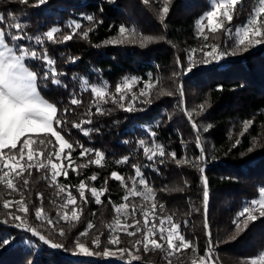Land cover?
<instances>
[{"label": "trees", "instance_id": "16d2710c", "mask_svg": "<svg viewBox=\"0 0 264 264\" xmlns=\"http://www.w3.org/2000/svg\"><path fill=\"white\" fill-rule=\"evenodd\" d=\"M208 4L209 0H168L170 11L162 22L159 13L164 6L163 0H149L147 5L143 0H46L44 5L39 6L37 0H29L28 4L0 0V14L5 16V25L0 27H5L7 31L6 25L12 22L8 19L9 14L15 16L26 35L44 39L41 51L46 48L49 57L55 61L56 71L64 73L58 76L61 81L59 86L42 78L38 81L42 96L55 103L61 111L64 108L72 109L68 118L77 123L81 119L87 120L85 113L90 108L92 110L91 123L82 126L90 130L88 136L70 124L64 127L63 134L76 148L73 166L84 165L89 159H94V153L80 157L77 141L85 148L103 152L102 166L90 164L78 167L79 175L69 169L67 180L61 176L58 183L75 186L84 180L89 186L107 189L100 205L95 204L90 193L86 192L89 202L82 205L79 221H60L53 228L35 217V209L40 206L54 220L58 219L57 212L62 211L58 206L63 200L56 196L57 189L43 178V170L37 172L33 169L32 176L28 178L29 185L24 193L29 205L26 216L17 213L14 207L3 208L4 199L19 200L20 195L9 194V190L0 185V239L13 241L9 246L0 245V264H128V261L131 264H168L164 251L150 249L145 252L142 245L136 251L133 245L141 233L128 237L120 232L121 243L118 246L108 244L107 225L112 224L116 216L113 204L122 203L125 195V188L110 175L113 171L118 172L130 188L132 184L128 178L135 174L133 165L141 167L154 190L156 203L165 206L163 213L157 208L156 214L173 216L174 222L181 225L180 230L185 237L197 245L199 253L205 254L208 246L204 229L202 176L208 180L207 218L215 246L213 260L216 262L218 255L223 253L222 248L236 257L243 252L248 255V250L254 252L256 248L264 246V225L257 227L255 233L251 230L255 225L252 224L242 232L235 233L232 242L226 241L235 227L233 221L237 219L240 205L253 198L258 186L264 184V46L209 64L199 63L201 59L198 60V57L201 55L197 53L195 59L199 66L191 73L179 74L173 97L164 91L168 73L173 64L175 66L177 57L185 62L189 49H199L202 44L208 43L197 35V22ZM88 15H92L94 20L88 21ZM101 20L102 23H97ZM74 22L82 27L75 30L73 39L64 42L62 37L74 31L70 27ZM122 24L130 30L135 28L139 36L152 37L151 42L143 47L139 38L134 44L107 43L118 37ZM52 27L60 31L54 34V41L48 42L43 34ZM85 31H89L87 38L83 36ZM31 46L37 47L34 43ZM71 58H75V62ZM31 66L40 70L39 62H33ZM131 77H137L138 83L127 92L125 107L121 108L118 103L108 99L107 103L100 105L105 113L96 114L91 86H100L106 92L115 94L116 86ZM149 79L155 86L149 90L147 97L140 96V89ZM181 84L183 96L179 91ZM82 88L86 90L81 91ZM189 89L196 91L192 98L188 95ZM74 92L76 98L82 101L78 106L69 103ZM134 93L138 99L132 104V110L128 111L126 108ZM116 100H119L118 94ZM201 105H204L203 112ZM188 113L192 115L191 120ZM247 120H252L253 124L244 131L243 124ZM193 121L200 129V142L205 150L204 162L196 160L200 152L196 147V132L191 127ZM205 125H211V128L203 134ZM152 132L155 133L154 137L150 135ZM141 139L146 141L144 146L162 145L166 152L174 151L177 159H186L190 163L177 164L166 156L163 165L157 163L155 166L159 171H154L151 166L145 167L151 162L144 155V146L139 144ZM236 140L240 143L233 147ZM125 156L128 157L127 163H117ZM156 159L160 158L157 156ZM200 167L205 168L203 174L199 171ZM94 173L98 179L92 182L87 178ZM20 184L22 186V181ZM71 190L79 200L75 187ZM38 194H41L42 200ZM129 203L137 205L135 219L142 226L143 217L139 209L150 208L151 203L141 197H130ZM10 211L24 216L28 228L38 231L53 243L64 245V248L53 249L30 231L17 229L14 225L19 221L12 219L8 214ZM89 222L95 227L81 242L93 248L92 238L100 235L101 245L95 251L102 253L105 247H123L139 259L132 260L128 253H124L123 259H120V253L107 258L73 254V242ZM128 223H132L131 216ZM60 228L65 232L63 237L58 234ZM240 248H246L247 253ZM188 253L186 250L173 256L172 264H192V257Z\"/></svg>", "mask_w": 264, "mask_h": 264}, {"label": "snow or ice", "instance_id": "6c2138e0", "mask_svg": "<svg viewBox=\"0 0 264 264\" xmlns=\"http://www.w3.org/2000/svg\"><path fill=\"white\" fill-rule=\"evenodd\" d=\"M21 4H28L29 0H14ZM164 6L160 9L159 19L163 22L168 15L170 9L167 6L168 0H163ZM46 0H37V6L44 5ZM144 4H149V0H143ZM241 3V0H216L211 4V10L204 14L198 23L197 35L202 37L204 41H208L209 36L205 33V29L211 33H217L219 30H224L227 39L233 38V33L238 36L236 44L233 46V50L229 51L227 47L221 48L217 43H204L199 49L191 48L187 52L186 64L181 62L177 57L176 64L179 69V73L173 75L191 73L194 68L199 64L195 59L197 53H199L203 59L199 63L209 64L212 62H219L225 56H235L237 51L248 52L252 47L264 46V0H258L259 7H256L254 13L246 20L243 25L237 28H226V24H231L234 20L235 9L237 5ZM8 19L12 22L5 27H0V185L9 190L11 193H19V200H3V208L9 209L10 206L16 209L17 213H22L26 216L29 212V205L25 201L24 193L29 185V177L32 176V170L37 172L43 170V178L49 182L50 186L57 189L56 196L63 200L58 207L62 211L57 212L58 219L54 220L49 217L43 206L35 209V217L37 220L46 222L47 225L55 226L60 222L65 223L77 222L80 219V215L83 212L82 205L89 202L87 193H90L91 198L95 204L100 205L103 203L102 195L107 191L106 188H97L95 186H89L84 180H80L75 186L70 184H59L58 178L63 176L67 180L69 176V169L72 172H77L78 167H87L90 164L102 166L104 159V153L98 150L85 148L84 145H77L80 148V157L94 153V159H89L87 164L76 165L73 159V152L76 150L73 143L69 141L63 134L64 127L71 125L72 128L79 129L85 136L90 134V130H85L82 126L84 124L91 123V108L85 113L88 119H81L78 123L69 120L68 116L73 110L70 108H64L62 111L55 103L49 102L45 99L38 87V81L42 78L44 80H50L53 84L61 85L58 76L64 75L56 71L54 64L55 61L51 59L45 48L43 52L38 48L44 44V39L41 36L30 37L23 31L22 24L16 22L17 18L9 14ZM88 21H93L94 17L88 15L86 17ZM206 21V23H205ZM98 21L97 23H102ZM0 25H5V16L0 14ZM74 31L70 34L64 35L62 40L67 42L73 39L75 30H79L82 25L75 23L70 25ZM60 29L52 27L50 30L43 34L48 42L54 41V34L59 32ZM91 31V29H89ZM89 31L83 32V36L87 38ZM118 37L114 38L107 43L114 45L124 43H136L137 38L140 40V45L143 47L145 43L151 42L150 36H139L135 28L131 30L126 25H120L118 29ZM27 41V43H21ZM34 43L37 47H32ZM72 62H75V58H71ZM33 62L40 63V70L32 68ZM138 83L137 77L125 78L122 84H118L115 88V94L106 92L103 87L91 86L90 91L94 94V106L96 114H104L105 109L100 105L101 103H107L108 99H111L113 103H118L121 108L125 107L124 101L127 99V92L131 91L133 85ZM155 85L151 79L144 83L143 88L140 89L139 95L147 97L149 90ZM65 87H67L65 85ZM86 89H81V91ZM222 90V89H220ZM181 96H183V85L179 86ZM116 94L119 95V100H116ZM170 94V93H169ZM138 99L134 93L129 101L126 110H132V104ZM99 101V103H97ZM81 100L76 98L75 92L72 94L69 103L74 106L81 104ZM203 110L204 105H201ZM188 118L191 120L192 115L188 113ZM253 124L252 120H247L243 124L245 131ZM192 129L196 132V147L199 149L200 155L196 157L197 161L204 162L205 150L200 142V129L195 121L191 124ZM211 128L208 125L203 129L207 132ZM59 129V130H58ZM70 135V131L68 133ZM151 136H155V133H150ZM54 138V140L52 139ZM240 143L236 140L233 147ZM141 146L146 145V141L141 139L139 141ZM251 151V149H249ZM143 152L151 165L146 164L145 167L151 166L154 171H159L156 168V164L163 165L165 157H171L177 164L190 163L188 160L177 159V154L173 152H166L162 145H155L153 147L144 146ZM160 159L157 160L156 157ZM64 161L68 163L65 164ZM128 157L125 156L121 161L117 163H127ZM134 176L128 178L131 181L132 186L129 188L125 178L118 172H111L110 178L119 181L121 186L125 188V195L123 196L122 203L113 204L114 212L116 213L114 222L107 225L109 229L108 244L118 246L121 243L120 232H124L128 237H136L138 233L142 235L135 240L136 251L140 250L139 246H143L145 252L150 249L161 250L166 253L168 264H172L171 258L182 251L191 249L193 253L198 252V247L191 240H188L181 232V225L174 222L171 215H157V208L160 213L164 211V204H157L155 200V193L152 187L149 186L141 167L133 165ZM199 171L203 174L205 172L204 167H200ZM27 174V176H25ZM88 180L95 182L98 177L94 173ZM22 181V186L20 184ZM203 182V202H204V229L208 240V246L205 250V254L199 256L198 260L193 259L192 264H215L213 260L214 244L212 239V233L209 229L207 218V204L209 199L208 180L206 176H202ZM107 184V179L105 180ZM137 185L140 187L138 188ZM75 187L78 192L79 200L76 195H73L72 188ZM162 191L164 189H161ZM264 192V189H262ZM63 194V195H62ZM130 197H141L144 201L150 202V208L141 207L139 209L140 215L143 217V225L139 220L135 219L137 212V205L135 203H129ZM38 198L42 200L41 194H38ZM111 203V201H109ZM69 206L71 208L69 209ZM130 210V211H129ZM195 211H200L195 209ZM264 217V198L253 199L250 202V206L246 205L242 211L238 213L237 219L233 221L235 229L242 231L241 223L247 228L249 222H255L257 215ZM13 220L19 221L14 226L17 229H23L30 231L33 236H38L39 240L45 245H50L53 249L64 248V245L59 243H53L45 238L38 231L28 228L24 222V216L17 215L15 213H8ZM95 215V213H93ZM131 216L132 223H128V219ZM240 218H243L242 220ZM159 221V225H157ZM184 226H187V221L184 222ZM95 225L91 222L87 224L84 231H81L73 242V254L83 257L103 256L105 258L110 256H116V252L110 251L105 247L103 252L95 251L101 245L100 235L95 236L91 240L90 248L87 243L81 242L82 238L89 236V231L92 230ZM133 229V230H129ZM59 236L63 237L65 232L63 228L59 230ZM234 238V237H233ZM13 241L9 238L0 239V245L9 246ZM117 251L120 253V259L124 258V253H128L132 260L139 259L138 256H133L132 252L123 247H118ZM131 264V261H128ZM251 264H264V255L260 256L259 260L252 259Z\"/></svg>", "mask_w": 264, "mask_h": 264}, {"label": "rangeland", "instance_id": "374dc122", "mask_svg": "<svg viewBox=\"0 0 264 264\" xmlns=\"http://www.w3.org/2000/svg\"><path fill=\"white\" fill-rule=\"evenodd\" d=\"M214 2H216V0H209L208 7L204 11V13L201 15V17L204 14H206L207 11L211 10V4L214 3ZM256 7H259L258 0H241V3H239L237 5L236 9H235L234 20L232 21L231 24H226V28L235 29L238 26L243 25L246 22V20L254 13V10H255ZM200 18H199V20H200ZM205 23H206V21H205ZM197 28H198V23H197ZM205 33L209 36V39H208V43L209 44H212V43L220 44L222 49L227 47L229 51L233 50V46L236 44V41L238 40V36L235 33H233V38L231 40L227 39L224 30H219L217 33H211L206 28L205 29ZM202 41H203V38H202ZM32 47H34V46H32ZM258 47H261V46L252 47L249 51L256 50ZM38 50L41 51V47H39ZM240 53H243V52L237 51L236 55H239ZM226 57H234V56L228 55V56H225L224 58H226ZM200 59L202 60L203 57L199 56L198 60H200ZM183 63L186 64V61L183 62ZM174 73H179V69L177 68V64L176 63H175V66L173 64V67L171 68L170 72L168 73L167 82H166V86H165V89H164V91L166 92L165 94L169 95V97H173V95L175 94L174 93L175 92L174 89L176 88L177 77H180L179 74L178 75H173ZM97 87H100V86H97ZM162 91H163V89H162ZM194 93L196 94L195 90H193V89H189L188 90V95H189L190 98L193 97ZM203 111L204 110H202V112ZM199 113H201V110L199 111ZM205 127H206V125L203 126V129ZM203 129H202V133L204 134ZM204 142L206 144H208V142L206 140H204ZM64 162H66V161H64ZM262 189H264V184L258 186V188L256 190V195L253 198L245 200L240 205V208L237 211V217H238V213L240 211H242V209L246 205L250 206V202L253 199H262V198H264V192H262ZM254 214L257 215V217H258L257 220L255 222H251L250 221L249 225H248V228H249L252 224H255L254 228H251L252 231L257 230V227H261L262 225H264V217H260L258 211L255 212ZM240 219L242 220L243 218H240ZM244 228L245 227H244L243 223H241L242 231L244 230ZM242 231H240V232H242ZM237 232H239V231H237L235 229V227H234V229L227 236L228 239L226 241H229V242L231 241L232 242L233 241L232 236L235 233L237 234ZM255 233H256V231H255ZM222 249H223V253L221 255H218L215 264H251V260L252 259L259 260L260 256L264 255V246H262V248H258V249L256 248V250L254 252H253V250H250V251L248 250V253H247V251H245L246 248H240V249H242V251H245L248 255H244V252H243L241 255L236 256V257L235 256H231V253H227L226 251L224 252L225 248H222ZM109 250L113 251V252H116V256L119 255V252L117 251V247L109 248ZM187 251L189 252L188 256L192 257V260L194 258L198 260L199 256L204 255V254L199 253V251L196 252V253H193L191 249H188Z\"/></svg>", "mask_w": 264, "mask_h": 264}]
</instances>
